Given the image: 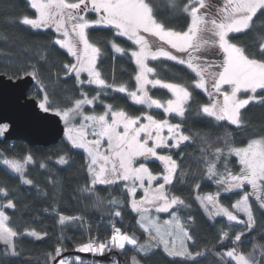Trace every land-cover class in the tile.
I'll return each mask as SVG.
<instances>
[{"label": "snow or ice", "instance_id": "snow-or-ice-1", "mask_svg": "<svg viewBox=\"0 0 264 264\" xmlns=\"http://www.w3.org/2000/svg\"><path fill=\"white\" fill-rule=\"evenodd\" d=\"M30 6L38 15L36 18L24 17L23 24L33 28H45L55 25L58 33H62L63 39H57L56 44L67 49L68 53L75 57L76 63L63 65L66 74L74 73L78 82L83 85L79 77L82 72H86L89 79L87 83L95 84L102 90L114 88L101 78V74L96 69L97 58L102 55V49L96 43L90 42L88 29L96 26H112L116 29L117 35L126 37L138 50L131 51L139 71L135 76L137 90L128 92L131 100L139 105H146L148 108L155 106L161 108L165 113H175L180 117L186 116V105L191 99L188 87L181 84L166 83L160 79H149V74H154L155 69L149 67V59L156 61L165 58L177 61L195 72L198 80L194 82V87L208 92L210 103L193 110L197 114L215 118L216 121H227L230 125L236 126L237 134L247 126L241 118V109H244L250 102L257 100L255 95H250L246 99H238L237 94L244 90L255 94L257 90L264 91V37H258L255 45L256 51L249 53L247 48L240 47L232 43L229 34H242L250 31L254 26V18L259 14H264V0H224L223 6L213 9L210 0H188L179 8V11L190 17V23L186 30L176 31L168 26L161 17V0H30ZM167 7L177 10V0H167ZM98 14L94 21L87 18L88 13ZM101 43H109L102 41ZM112 48L118 53L127 54L125 49L120 48L111 42ZM166 46L183 53L187 59L173 54ZM219 47L224 53L223 62L220 64L222 70L211 71V62L205 61L203 56L210 50ZM259 57V59L255 57ZM43 59V57H42ZM160 86L168 89L174 99H168L165 104L160 100L153 99L146 88ZM231 87L230 92H223V101L220 102L215 96L221 94L222 86ZM209 86L212 90H209ZM120 93L126 92V87L120 85L114 88ZM139 93V94H138ZM83 99H76L73 107L59 110L66 124L81 117L79 127L71 126L66 129L68 141L73 147L84 149L89 157L88 172L91 174L90 186L83 189L90 195H96L95 188L98 185H110L117 182H131V187L125 183V189L133 197L137 191V185L144 189V197L137 202L132 200L131 207L140 214V227L149 234L150 241L145 245L138 244V241L128 233H123L120 228H114L112 235L100 241L97 238H90L87 243L79 244L78 251L81 253H94L103 255L113 248L125 249L126 244L134 246L137 251L149 254L153 248L163 245V250L171 257H179L184 260H191L196 264L197 260L204 253L190 251L187 241L195 240L188 229L181 223L177 211L171 212V219L161 224L158 218L150 215V205L157 212H169L173 206L184 205V201L179 197H169L165 193L166 185L172 184L178 172L179 165L176 160L168 155H158V148L171 149L179 148L182 143L192 140V137L185 135L181 131V125L170 124L168 120H156L151 115L144 117L146 123H141V116H130L124 110L113 111L112 105H106L103 114L85 115L83 105L93 104L99 99V92L92 99L87 98L86 93H82ZM45 102H41L39 107L45 112L49 111ZM264 104V98L260 99ZM109 114L111 119L109 120ZM122 126V130H121ZM7 125H0V134H3ZM167 129L168 136L162 135ZM143 134V136L141 135ZM92 135L94 139H88ZM206 145L204 151L208 153L204 156L203 162L206 165L205 174L209 179H214L218 187L215 194L198 195L196 199L204 208L209 217L224 216L228 221H236L244 224L246 229L252 230L255 224L252 206L249 197H255L261 208H264V136L250 139L246 146L235 147L232 133H225L223 140L217 138V143H222L223 147L213 148L207 139L200 137ZM152 146H149V142ZM106 143L107 147L104 148ZM233 154L239 158V172L233 174L227 167V156ZM150 157L157 158L164 162L165 174L163 183L153 188V181L157 176L146 166ZM138 158H143L145 163H138ZM31 159L30 157L28 158ZM225 161L223 171L218 164ZM60 164H66L64 157H60ZM3 164L21 178L25 175V165L16 160H3ZM145 181L148 187L145 188ZM23 183L31 185L33 182L23 179ZM251 187V192L244 195L231 207L236 212H242L247 220H240L238 215L230 211L228 207L219 202L221 192L228 193L234 190H243L245 186ZM200 186L196 185L198 189ZM0 194L4 197L9 195L6 189L0 188ZM99 200L100 198L97 197ZM115 200L109 201V205L117 204ZM209 206L211 210H209ZM16 205L12 200L6 204H0V264H8V261L18 255L16 251L15 238L18 233L9 227V217L4 209H15ZM114 216H121V212L116 210ZM191 217L188 222H191ZM82 220V217H67L59 215V222ZM28 235L37 240L47 236L46 233L31 231ZM244 233H238L233 237L228 231L221 234V244L225 240L233 243L241 242ZM171 237V240H169ZM151 241H155L153 244ZM63 248L57 246L54 254H50L53 264H57V258L61 257ZM216 256L226 255L236 261V264H264V254L261 258L243 252H237L233 247L225 253L216 252ZM58 264H83L79 258L76 261H66L59 259ZM133 264H138L133 257Z\"/></svg>", "mask_w": 264, "mask_h": 264}, {"label": "trees", "instance_id": "trees-1", "mask_svg": "<svg viewBox=\"0 0 264 264\" xmlns=\"http://www.w3.org/2000/svg\"><path fill=\"white\" fill-rule=\"evenodd\" d=\"M187 2L188 0H177V10H173L166 6L167 0H161L160 18L178 32L186 30L190 18L182 14L179 8ZM210 3L215 9L222 6L223 0H210ZM24 17H35V10L31 8L28 0H0V74L13 79L32 75L34 83L28 91V96L35 98L39 104L45 102L44 97L47 95L46 106H49L50 112L57 113L61 109L72 107L76 99L84 98L82 93H86L87 98L92 99L99 92V99L93 104L83 105L85 115H99L105 112V106L110 104L113 106V111L122 109L130 116L143 118L145 107L136 104L127 94L136 91L137 66L130 55L136 48L133 42L117 35L116 29L112 26L101 25L87 30L90 42L96 43L97 47L102 49V55L96 62V69L101 74V78L114 88L120 85L126 87L125 93L115 91L114 88L102 90L100 87L88 85L85 74L79 77L80 81L85 82L83 85L78 82L74 73L66 74L63 65H71L75 62L69 53L55 43L57 36L55 31L50 27L39 29L23 24L21 21ZM87 17L92 20L97 18V14L90 12ZM253 24L250 31L229 34L232 43L247 48L249 53L256 51L258 37H264V14L258 13ZM102 41L109 43H101ZM113 41L120 48L125 49L127 54L116 52L111 46ZM166 47L173 54L187 59L185 54L178 53L169 46ZM255 58L259 59L258 56ZM203 59L212 63L211 71H218L223 62V51L217 46L214 50L205 53ZM150 66L155 69L150 79L181 84L188 87L191 93V99L186 105V116L170 115L169 120L173 125H181V131L191 136L192 140L182 143L179 148H159V152L163 153L167 149L166 153L179 165L173 183L166 185L165 193L184 201V205L173 206L172 211H177V215L182 219L192 218L187 228L195 244L190 241L189 249L193 253H204L196 264H235L230 259L215 255L225 245L235 246L238 252L248 254L251 252V247L256 244L259 248L256 258H261L264 254V209L253 208L255 224L252 230H248L227 221L224 217H209L196 197L219 190L215 180L209 179L205 174L206 165L203 158L208 153L204 151L206 145L200 137L207 139L212 147L216 148L223 147L222 143L216 141L217 138L222 141L225 133H232L236 147L245 145L254 137L264 136V104L257 100L241 109V118L247 127L237 134L236 126L193 111L210 102V98L207 91L194 87L197 76L186 64L160 58L156 61L150 60ZM209 90L212 89L209 87ZM149 95L161 102L171 98L169 91L160 86L149 85ZM152 114L163 116L162 110L158 109L152 110ZM76 120L81 122V117H76ZM106 147L105 143L104 148ZM60 157H64L67 163L60 164ZM5 159L24 164V177L21 178L19 174L7 168L3 164ZM226 163L233 174L239 172L240 165L235 156H228ZM224 166L225 161L222 159L218 167L223 171ZM147 167L157 176L152 187L155 188L158 183H163L161 164L151 159ZM23 179L31 180L33 183L25 184ZM90 183L91 176L85 153L70 145L64 138L54 145L29 146L21 140H3L2 134L0 188L6 189L9 195L4 197L0 194V204H6L10 199L16 205L15 209L5 208L4 211L9 217V227L18 233L15 238L18 255L12 257L8 264H53L50 254H54L57 246L63 248L57 263L59 259L76 261L75 257H77L83 261V264H90L87 261L93 264H131V254L136 248L126 247L121 251L115 249L106 251L112 255V260L108 263L68 254L71 252L81 254L77 246L87 243L90 238H97L100 241L108 239L114 228H120L123 233L139 230L136 227L137 214L129 205L130 197L125 189V183L131 187V182H117L112 186L98 185L95 188L96 195L83 191L90 186ZM196 185L200 187L197 189ZM144 187H148L146 181ZM143 194L144 189L137 185L136 197ZM240 195L239 191L221 192L219 202L229 208ZM97 197L100 199L98 200ZM112 200L118 203L109 205V201ZM116 210L121 212V216L113 215ZM60 214L67 217H82V220L65 221L61 224ZM33 230L37 233H46L47 236L37 240L28 235ZM223 231H228L229 236L233 238L238 233L244 235L241 237V242L233 243L231 240H225L221 244L220 237ZM144 237L145 235L140 231L141 240ZM0 248H3L2 243ZM135 254L140 264H192L191 260L171 257L160 248H154L149 254H140L137 251Z\"/></svg>", "mask_w": 264, "mask_h": 264}, {"label": "water", "instance_id": "water-1", "mask_svg": "<svg viewBox=\"0 0 264 264\" xmlns=\"http://www.w3.org/2000/svg\"><path fill=\"white\" fill-rule=\"evenodd\" d=\"M33 83L32 75L13 79L0 74V125L8 126L3 133V140H21L29 146L56 144L64 137V123L57 113L45 112L39 107L35 98L28 96ZM68 254L81 255L105 263L112 260L110 253L92 255L71 252Z\"/></svg>", "mask_w": 264, "mask_h": 264}, {"label": "rangeland", "instance_id": "rangeland-1", "mask_svg": "<svg viewBox=\"0 0 264 264\" xmlns=\"http://www.w3.org/2000/svg\"><path fill=\"white\" fill-rule=\"evenodd\" d=\"M29 1V3H30V0H28ZM223 3H224V0H223ZM222 6H223V4H222ZM221 6V7H222ZM37 15H38V13L35 11V17H33V19L34 18H36L37 17ZM88 18V17H87ZM97 18H98V14H97ZM97 18H95V19H92V21H94V20H96ZM190 18V17H189ZM89 20H91V19H89ZM189 23H190V21H189ZM52 28L54 31H55V33H56V39L55 40H57V39H63V36H62V33H58L57 32V30H56V27H55V25H49L48 27H45V28ZM39 29H44V28H39ZM59 45V44H58ZM60 46V45H59ZM61 47V46H60ZM170 47V46H169ZM67 53H68V51H67V49H65V48H63ZM135 50H138V46H136V48H135ZM70 55V54H69ZM72 58H73V60H74V62L76 63V59H75V57H73V56H71ZM223 59H224V53H223ZM133 60H134V58H133ZM150 60L151 59H149L148 61H147V63H148V65H149V67H151L150 66ZM220 70H222L221 68H220ZM138 71H139V69H138V67H137V73H138ZM136 73V74H137ZM83 74H85L86 75V82L88 81V79H89V77H88V75H87V73L86 72H82L81 73V75L80 76H82ZM151 78V74H149V79ZM197 80H198V77H197ZM136 81V80H135ZM163 82H165V81H163ZM166 83H171V82H166ZM88 85H90V86H93V87H96V88H98L99 86H97V85H95V84H89V83H87ZM175 84H177V83H175ZM210 87V86H209ZM146 88H147V90H148V92H149V85H147L146 86ZM136 90H137V83H136ZM168 90V89H167ZM202 90V89H201ZM169 91V90H168ZM205 91V90H204ZM210 91H214V90H210ZM231 91V87L230 86H228V85H224V86H222V89H221V94H219L218 96H215V98H217L220 102H222L223 101V95H222V93L223 92H230ZM260 91H262V90H257V92L255 93V94H253V93H251L250 91L249 92H245L244 90H241V92L240 93H238L237 94V96H238V99H246L248 96H250V95H255L256 96V98H257V100H260L263 96H264V91H262L261 93H259ZM169 93L171 94V98L170 99H174V96L172 95V93L169 91ZM139 94V93H138ZM81 99H83V98H81ZM256 100V101H257ZM167 102V101H166ZM166 102H161V103H163V104H165V106H166ZM208 103H210V102H207L206 104H208ZM39 105H40V103H39ZM141 106H143V107H145V114H144V116H143V118L141 119V123H146L147 121H146V119L144 118V117H146L147 115H151V116H153V118L154 119H156V120H168L169 121V123L170 124H172V122L169 120V116L170 115H177V114H175V113H165L164 111H163V109H161V108H156L155 106H153L152 108H148L146 105H141ZM73 107V106H72ZM72 107H70V108H72ZM42 109V108H41ZM155 109H158V110H162V112H163V116H156V115H154V114H152V110H155ZM59 112V111H58ZM58 112H57V114H58ZM104 113V112H103ZM103 113H101V114H103ZM60 117H61V119H62V121H63V123H64V126H65V133H64V139H65V141L66 142H68L70 145H71V142L70 141H68V139H67V135H66V129L68 128V127H71V126H76V127H79V125L81 124V122H79V121H77L76 119L75 120H72L70 123H68V124H66V122H65V120L63 119V117H62V113L61 114H58ZM178 116V115H177ZM203 116H205V115H203ZM109 120L111 119V115L109 114ZM212 118V117H211ZM213 119H215V118H213ZM75 122H77V123H75ZM224 122H227L226 120L224 121ZM229 123V122H228ZM1 125H4V124H1ZM121 130H122V126H121ZM142 136H143V134H141ZM162 135H164L165 137H167L168 136V133H167V129H165L164 131H163V133H162ZM0 136H2V134H0ZM95 137H93L92 135H89L88 136V139H94ZM254 138H259V137H254ZM253 139V138H252ZM248 143V142H247ZM247 143L245 144V145H243V146H239V147H244V146H246L247 145ZM149 146H152V142L150 141L149 142ZM236 147V146H235ZM75 148H77V147H75ZM77 149H80V150H82L84 153H85V155H86V157H87V161H88V164H89V157H88V154H87V152L84 150V149H82V148H77ZM159 148L157 149V152H158V155H168L166 152V150L167 149H165V151H163V153H161V152H159ZM169 156V155H168ZM233 156H235L234 154H233ZM228 157V156H227ZM235 158H236V160H237V162H238V164H239V158L238 157H236L235 156ZM151 159H153V160H157L160 164H161V167L163 168V175L165 174V165H164V162H162V161H160V160H158L157 158H154V157H150L149 158V160H151ZM149 160L147 161V164H146V166H148L149 165ZM27 162V161H26ZM139 163H145V160L143 159V158H138V163L137 164H135L134 166H139ZM163 175H162V177H163ZM90 176H91V174H90ZM115 184H117V183H115ZM113 184H110V186H112ZM120 191L121 192H124L123 190H121L120 189ZM234 191H239V192H241V195H240V197H239V199L238 200H240V198L244 195V193L245 192H251V187L250 186H247L246 185V189L244 188L243 190H234ZM217 191H214V192H212V193H207V194H215ZM136 193H137V191H136ZM136 193H135V196L133 197V195L132 194H130L129 193V197H130V200H129V205H130V207H131V204H132V200L133 199H135L137 202H139V201H141L142 200V198L144 197V194L143 195H141L140 197H136ZM167 195V194H166ZM205 195V194H204ZM170 197V196H169ZM238 200H236V201H234L232 204H231V206L234 204V203H236ZM249 203L251 204V206H252V211H253V208H255V207H257V208H261L260 206H259V203L256 201V199H255V197H253V196H250L249 197ZM229 207V210L230 211H233L234 212V214H236V215H238V217H239V219L240 220H247V217L245 216V214L244 213H242V212H236L234 209H232V207ZM145 207H149V209H150V215L151 216H153V217H155V218H158V220H159V222L161 223V224H163V222L164 221H167V220H170L172 217H171V211H172V209H170L169 210V212H157V211H155V208L154 207H152V206H150V205H145ZM131 209H132V207H131ZM262 209H264V208H262ZM209 210H211V208H210V206H209ZM132 211H134L133 209H132ZM136 214H137V217H136V227L145 235V237L141 240V238H140V231L139 230H134V231H132V232H127L130 236H133L137 241H138V244H140V245H145V244H147V243H149V241H150V236H149V234L147 233V232H145L141 227H140V214L139 213H137L136 211H134ZM254 214V213H253ZM214 217H224V216H214ZM226 220H227V217H224ZM180 220H181V223L182 224H184V226L187 228V225H188V219L187 220H185V219H182V218H180ZM228 221V220H227ZM230 222H233V223H236V224H238L239 226H242V228H244L245 227V225L244 224H241V223H238V222H236V221H230ZM246 228V227H245ZM188 229V228H187ZM247 231V230H246ZM110 237V236H109ZM108 237V238H109ZM169 240H171V237H169ZM153 244L155 243V241H151ZM190 241H187V244L189 243ZM126 247H130V248H135L134 246H132V245H129V244H126ZM125 247V248H126ZM235 247V246H234ZM156 248H160L162 251H164L163 250V245L161 244L159 247H156ZM233 248V246L231 247V246H226L225 245V247L223 248V249H221L219 252L220 253H225L227 250H229V249H232ZM236 248V247H235ZM113 249H115L116 251H121V250H124V249H118V248H113ZM154 249V248H153ZM152 249V250H153ZM151 250V251H152ZM136 251H137V249H136ZM136 251H134L132 254H131V264H133V257H135V260L138 262V264H140V261H139V259L137 258V256H136ZM259 251V248H258V246L256 245V244H254L252 247H251V252L250 253H248V254H245V256H249V255H252V256H254V257H256V254H257V252ZM138 253H140V254H145L144 252H139V251H137ZM237 252H238V250H237ZM106 253H109V252H106ZM166 253V252H165ZM90 254H93V255H95L94 253H90ZM105 254V253H104ZM97 255H100V254H97ZM110 257H112V255L110 254ZM221 257H224V258H226V259H230V260H232L233 262H235V264H236V261L234 260V259H232V258H228L226 255H222ZM75 259H77V257H75ZM66 261H68L67 259H65ZM80 260V259H79ZM88 263H90V264H93V263H91V261H87ZM58 264V263H57ZM100 264H102V263H100Z\"/></svg>", "mask_w": 264, "mask_h": 264}, {"label": "bare ground", "instance_id": "bare-ground-1", "mask_svg": "<svg viewBox=\"0 0 264 264\" xmlns=\"http://www.w3.org/2000/svg\"><path fill=\"white\" fill-rule=\"evenodd\" d=\"M64 133H65V132H64ZM58 142H59V141H58ZM58 142H57V143H58ZM57 143H56V144H57ZM53 145H54V144H53Z\"/></svg>", "mask_w": 264, "mask_h": 264}, {"label": "flooded vegetation", "instance_id": "flooded-vegetation-1", "mask_svg": "<svg viewBox=\"0 0 264 264\" xmlns=\"http://www.w3.org/2000/svg\"><path fill=\"white\" fill-rule=\"evenodd\" d=\"M5 125V124H4Z\"/></svg>", "mask_w": 264, "mask_h": 264}]
</instances>
